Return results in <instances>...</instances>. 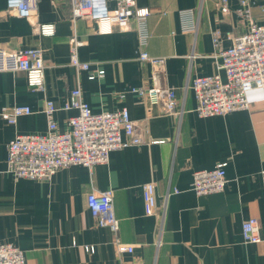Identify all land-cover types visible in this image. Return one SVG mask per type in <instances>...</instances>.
Segmentation results:
<instances>
[{
  "label": "crops",
  "instance_id": "1",
  "mask_svg": "<svg viewBox=\"0 0 264 264\" xmlns=\"http://www.w3.org/2000/svg\"><path fill=\"white\" fill-rule=\"evenodd\" d=\"M135 1L151 12L145 49L161 64L139 60L137 32L101 34L94 22L73 20L71 0H37L34 23H54L53 37L37 34L31 21L7 13L8 0H0V49H39L45 62L44 91L31 89L24 72H0V112L14 106L33 111L15 125L0 118V244L20 248L28 264H264V90L249 94L250 110L201 118L190 88L197 77L225 78L214 32L227 49L250 22L240 15L239 0H228L227 13L219 0ZM250 6L255 22L264 25V0H250ZM109 7L116 9V1ZM184 11L192 12V32L184 29ZM73 37L82 43L78 56L89 71L71 65ZM154 75L176 89L181 117L165 115L161 104L131 92L152 87ZM76 88L94 113L127 108L146 143L114 151L108 164L92 170L72 166L49 180L16 179L8 172L9 143L18 135L47 133V100L59 109V130L67 131V119L77 112L62 108ZM222 163L225 190L197 196L194 173ZM151 182L157 208L146 216L142 186ZM107 190L114 192L113 213L120 220L116 234L97 226L87 205L91 192ZM252 217L261 226L257 244L243 240V223ZM116 241L133 252L119 253Z\"/></svg>",
  "mask_w": 264,
  "mask_h": 264
},
{
  "label": "built area",
  "instance_id": "2",
  "mask_svg": "<svg viewBox=\"0 0 264 264\" xmlns=\"http://www.w3.org/2000/svg\"><path fill=\"white\" fill-rule=\"evenodd\" d=\"M116 9H110L109 0H71L73 20L85 19L94 22L101 34H110L116 28L135 31L139 39V60L151 64H161L162 58H153L145 47L150 33L146 20L151 12L148 8H139L135 0H115ZM240 15L250 22L248 32L234 39L230 48L223 49L220 33L214 32L213 42L220 58V73L197 77L191 83L196 99L195 112L201 118L225 116L227 114L250 110L249 94L254 90H264V25H259L252 17L250 0H239ZM228 0H219L223 13L228 12ZM37 12V0H8L7 13L31 21L40 36L53 37L56 33L54 23H34ZM264 12V7H263ZM185 30L194 31L192 12H182ZM71 65L77 70L89 71L90 66L78 56L82 43L76 37L71 38ZM193 53V57H194ZM24 72L28 86L37 91L45 90V62L39 49H26L8 52L0 49V72ZM102 77L103 72L98 71ZM96 74L90 77L94 79ZM152 87L133 88L132 93L149 100L152 104H161L165 115L181 117L184 108L180 107L175 88L162 86L158 76L154 75ZM58 107L53 101L45 102L44 113L48 120L46 134L18 135L8 145V172L16 179L49 180L59 171L72 166H83L92 170L95 166L106 165L112 152L130 146L146 143L136 131L127 108L114 112L94 113L82 98L80 88L71 92L68 102L62 110L77 112L67 119L69 129L61 132L55 121ZM33 114L29 106L4 108L0 118L15 125L19 118ZM227 163L213 169L198 170L193 175L192 190L199 197L222 193L227 185ZM145 214L154 216L157 208V193L154 183L142 186ZM179 193V190H174ZM113 190L93 191L88 195L87 205L97 226L110 229L114 234L119 231L120 220L113 213ZM170 194L166 196L168 199ZM243 240L248 244L261 241V226L257 218L252 217L243 223ZM119 253H132L133 246L115 242ZM92 251L93 248H87ZM0 264H28L25 253L13 244H0Z\"/></svg>",
  "mask_w": 264,
  "mask_h": 264
}]
</instances>
